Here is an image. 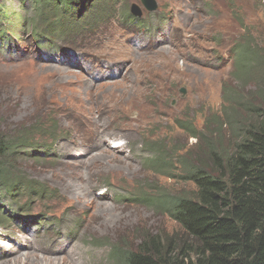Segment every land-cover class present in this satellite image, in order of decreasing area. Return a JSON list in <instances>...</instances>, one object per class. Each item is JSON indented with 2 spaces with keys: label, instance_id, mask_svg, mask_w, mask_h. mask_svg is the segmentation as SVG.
I'll return each mask as SVG.
<instances>
[{
  "label": "rangeland",
  "instance_id": "374dc122",
  "mask_svg": "<svg viewBox=\"0 0 264 264\" xmlns=\"http://www.w3.org/2000/svg\"><path fill=\"white\" fill-rule=\"evenodd\" d=\"M154 1L152 13L140 0L108 1L96 31L74 42L54 37L66 55L46 51L49 61L34 55L29 36L25 60L1 46L0 137L52 146L49 154L35 150L48 154L41 158L15 150L11 175L57 193L24 215L45 214L48 225L0 226V264H121L110 260L115 244L135 251L146 239L184 240L152 200L192 194L185 172L205 166L209 137L233 146L245 116L237 101L264 81V0ZM132 5L142 23L126 20ZM24 10L23 18L32 13L29 0ZM20 27L15 19L3 24L15 35ZM246 44L259 55L248 79L234 61ZM168 151L170 168L156 173L154 154Z\"/></svg>",
  "mask_w": 264,
  "mask_h": 264
},
{
  "label": "trees",
  "instance_id": "16d2710c",
  "mask_svg": "<svg viewBox=\"0 0 264 264\" xmlns=\"http://www.w3.org/2000/svg\"><path fill=\"white\" fill-rule=\"evenodd\" d=\"M27 1L4 0L16 8L0 3V48L4 44L6 52L20 49L22 56L25 55L24 36H29V44L38 52L45 46L55 51L59 40L54 37L74 42L80 35L96 31L109 16L108 1L115 0H29L32 13L23 18ZM128 18L127 21L135 24L142 23V20ZM14 19L21 21L17 35L3 28L6 21ZM145 28L141 27L142 30ZM257 57L259 55L247 44L236 53L238 71L245 74L246 79L254 77L248 70L253 58ZM260 61L264 64L262 59ZM237 104L245 116L233 146H230V141L216 142L209 137L204 143L208 153L205 166L201 164L186 170L185 182L193 185L192 194L174 197L158 193L152 200L156 209H161L179 226L184 240L180 244L175 241L163 244L158 239H146L135 251L115 244L110 252L111 262L264 264V81L259 83L255 92L238 100ZM182 130L189 132L190 127ZM191 134L193 139L197 138ZM53 138V135H46L42 140ZM24 140L22 137L17 140L0 137V226H6L12 220L32 221V217L24 215L33 202L44 203L56 197L55 190L33 180L12 176V162L20 155L15 150L23 147L43 152L51 150L50 146H32L33 143L14 146ZM222 142L226 145L222 146ZM155 155L161 158V161L152 163L153 168L158 169L155 172L168 171L171 162L167 156L172 153L168 151L162 157ZM22 198L25 199L23 203L20 201ZM1 204L11 207L10 216L2 214L4 205ZM43 215L37 216L35 225H48Z\"/></svg>",
  "mask_w": 264,
  "mask_h": 264
},
{
  "label": "water",
  "instance_id": "95a60500",
  "mask_svg": "<svg viewBox=\"0 0 264 264\" xmlns=\"http://www.w3.org/2000/svg\"><path fill=\"white\" fill-rule=\"evenodd\" d=\"M143 2V5L146 7V9L148 11H154L156 9V5L154 3H152L151 1V4L150 2L147 3L149 0H142ZM130 12L133 16H136V17H140L141 16V12L140 10L136 7V6H131V9H130Z\"/></svg>",
  "mask_w": 264,
  "mask_h": 264
},
{
  "label": "bare ground",
  "instance_id": "6f19581e",
  "mask_svg": "<svg viewBox=\"0 0 264 264\" xmlns=\"http://www.w3.org/2000/svg\"><path fill=\"white\" fill-rule=\"evenodd\" d=\"M29 249V248H28Z\"/></svg>",
  "mask_w": 264,
  "mask_h": 264
}]
</instances>
